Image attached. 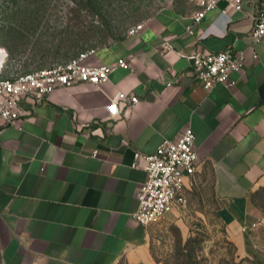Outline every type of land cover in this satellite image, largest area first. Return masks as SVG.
Wrapping results in <instances>:
<instances>
[{
    "label": "crops",
    "instance_id": "crops-1",
    "mask_svg": "<svg viewBox=\"0 0 264 264\" xmlns=\"http://www.w3.org/2000/svg\"><path fill=\"white\" fill-rule=\"evenodd\" d=\"M261 2L229 8L226 22L222 1L195 24L199 7L176 0L136 33L95 47L88 63L129 64L117 66L108 82L20 100L17 123L0 125L5 264H158L151 244L161 221L144 226L133 218L147 173L131 163L135 151L153 153L187 126L199 156L186 181L187 200L211 185L220 221L248 241L256 223L251 193L264 184V43L251 39ZM165 41L173 46L168 53ZM225 49L245 53L243 68L231 74L236 85L207 90L191 56ZM118 91L140 102L112 118L107 105ZM185 206L163 218L179 216Z\"/></svg>",
    "mask_w": 264,
    "mask_h": 264
},
{
    "label": "rangeland",
    "instance_id": "rangeland-1",
    "mask_svg": "<svg viewBox=\"0 0 264 264\" xmlns=\"http://www.w3.org/2000/svg\"><path fill=\"white\" fill-rule=\"evenodd\" d=\"M176 0H0L3 76L52 66L144 26ZM255 230L237 237L217 214L211 185L194 189L179 216L160 219L151 244L158 264H264V184L251 194ZM246 233L248 231H242ZM0 221V264H5Z\"/></svg>",
    "mask_w": 264,
    "mask_h": 264
},
{
    "label": "built area",
    "instance_id": "built-area-1",
    "mask_svg": "<svg viewBox=\"0 0 264 264\" xmlns=\"http://www.w3.org/2000/svg\"><path fill=\"white\" fill-rule=\"evenodd\" d=\"M195 3L199 9L193 15V21L198 24L208 10L218 6L222 1L227 6L221 10V16L229 22L228 9H243L244 0H187ZM142 26L129 31L136 33ZM192 31V26H188ZM207 33H204L205 36ZM252 44L264 43V0L261 2L259 14L255 17L251 32ZM163 52L173 50L170 41L161 45ZM95 48L80 51L66 61L52 66L41 67L30 71L13 73L3 76L8 51L0 48V125H15L20 116V100L31 95L42 98L58 87H71L80 83L100 86L109 80L110 73L117 67H128L122 59L112 64L93 65L87 59L94 55ZM254 57H257L254 54ZM194 65V76L207 90L217 84L227 87L236 85L231 74L243 68L245 63L244 51L234 52L225 49L217 53L199 51L191 56ZM171 85V83L169 84ZM140 99L136 95H129L118 91L110 98L107 109L110 117L117 118L121 108L134 110ZM196 135L190 126L185 127L177 139H164L153 153L135 151L131 163L132 167H142L147 173V179L140 185L137 192V209L133 218L140 224L148 226L172 212L177 204L185 206L187 197L185 187L187 179H192L197 171L199 156L195 149ZM95 150L92 156L96 157ZM256 223L253 225L255 226ZM242 231H247L244 227Z\"/></svg>",
    "mask_w": 264,
    "mask_h": 264
},
{
    "label": "trees",
    "instance_id": "trees-1",
    "mask_svg": "<svg viewBox=\"0 0 264 264\" xmlns=\"http://www.w3.org/2000/svg\"><path fill=\"white\" fill-rule=\"evenodd\" d=\"M76 55V54H75ZM252 194V193H251ZM186 264H188V262H186ZM190 264H194V262L190 263ZM252 264H260L259 262L257 261H253Z\"/></svg>",
    "mask_w": 264,
    "mask_h": 264
}]
</instances>
